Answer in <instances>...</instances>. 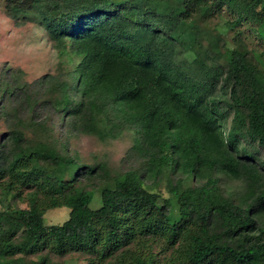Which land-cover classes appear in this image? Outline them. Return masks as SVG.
Masks as SVG:
<instances>
[{
    "label": "trees",
    "instance_id": "16d2710c",
    "mask_svg": "<svg viewBox=\"0 0 264 264\" xmlns=\"http://www.w3.org/2000/svg\"><path fill=\"white\" fill-rule=\"evenodd\" d=\"M32 6L54 48L79 60L66 80L0 74V264L70 253L85 264H264V160L239 148L242 138L264 152V49L248 50L238 31L233 45L221 37L248 22L264 46V0L3 8L15 20ZM220 12L229 20L213 35ZM222 112L231 113L226 133ZM55 123L99 141L128 130L134 163L122 172L77 163ZM221 177L238 182L239 202L222 195ZM160 180L166 197L149 190ZM61 207L66 218L44 225V212Z\"/></svg>",
    "mask_w": 264,
    "mask_h": 264
},
{
    "label": "rangeland",
    "instance_id": "374dc122",
    "mask_svg": "<svg viewBox=\"0 0 264 264\" xmlns=\"http://www.w3.org/2000/svg\"><path fill=\"white\" fill-rule=\"evenodd\" d=\"M3 6L4 0H0V74L5 72V69L19 70L21 78L27 83L47 74L59 76L62 80H66L65 73L73 70L79 57L69 53L66 46L63 49H55L53 43L48 40L45 32L38 24V12L42 7L32 6L28 12L12 20L5 14ZM219 17L220 19L214 17L208 24L213 35L219 27L223 28L229 20L222 12H220ZM250 30V24L245 22L236 26L234 31H225L221 37L227 42L226 46L233 45L231 38L234 36V32L238 31L246 48L258 55L264 46L259 44ZM220 101L222 102L223 98H220ZM222 113L221 128L226 133L230 126L231 113ZM55 124L53 125L54 137L64 147V152L68 156L75 157L79 164L102 162L112 172H122L134 163L135 154L128 152L131 145V132L128 130L120 128L114 138L99 141L94 137L71 134L58 123L56 126ZM2 132L3 127L0 122V136ZM256 147L247 139L239 138L241 151L252 154L257 162L263 161L264 152ZM190 185L192 184L189 180L182 184V186ZM219 185L223 188L220 190L223 196L230 193L234 201L239 202L240 189L237 181L221 177ZM163 187L164 182L160 180L149 190L159 193L161 197H166ZM18 205L25 207L22 202ZM95 206L96 204L93 202L91 207ZM66 216V208H53L44 212L42 222L44 225H53L62 222ZM174 248L175 245L162 253V256L167 258L168 253ZM48 259V264H85L83 257L77 253H70L60 258L49 255Z\"/></svg>",
    "mask_w": 264,
    "mask_h": 264
}]
</instances>
